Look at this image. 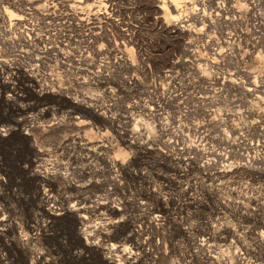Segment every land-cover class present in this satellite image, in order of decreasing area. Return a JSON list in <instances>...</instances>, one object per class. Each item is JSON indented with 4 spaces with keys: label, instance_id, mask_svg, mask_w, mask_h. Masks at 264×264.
I'll return each instance as SVG.
<instances>
[{
    "label": "clouds",
    "instance_id": "clouds-1",
    "mask_svg": "<svg viewBox=\"0 0 264 264\" xmlns=\"http://www.w3.org/2000/svg\"><path fill=\"white\" fill-rule=\"evenodd\" d=\"M0 264H264V0H0Z\"/></svg>",
    "mask_w": 264,
    "mask_h": 264
},
{
    "label": "rangeland",
    "instance_id": "rangeland-1",
    "mask_svg": "<svg viewBox=\"0 0 264 264\" xmlns=\"http://www.w3.org/2000/svg\"><path fill=\"white\" fill-rule=\"evenodd\" d=\"M64 223H65V226H67V225H68V223H70V222L67 220V218H65V221H64Z\"/></svg>",
    "mask_w": 264,
    "mask_h": 264
}]
</instances>
